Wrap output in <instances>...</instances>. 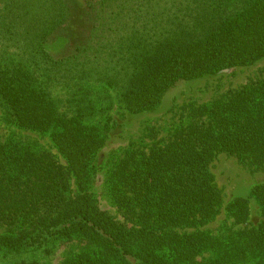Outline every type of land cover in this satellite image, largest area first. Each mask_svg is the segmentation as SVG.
Segmentation results:
<instances>
[{
	"label": "trees",
	"instance_id": "trees-1",
	"mask_svg": "<svg viewBox=\"0 0 264 264\" xmlns=\"http://www.w3.org/2000/svg\"><path fill=\"white\" fill-rule=\"evenodd\" d=\"M262 58L264 0H0L3 120L49 133L66 162L0 141V258L78 240L84 247L59 264H264V182L226 205L242 224L255 200L256 225L200 229L223 202L210 170L219 153L264 171V68L184 105L166 139L113 159L106 193L122 220L91 191L95 155L122 125L107 114L115 102L152 112L181 80Z\"/></svg>",
	"mask_w": 264,
	"mask_h": 264
},
{
	"label": "rangeland",
	"instance_id": "rangeland-1",
	"mask_svg": "<svg viewBox=\"0 0 264 264\" xmlns=\"http://www.w3.org/2000/svg\"><path fill=\"white\" fill-rule=\"evenodd\" d=\"M263 68L264 58L249 66L233 67L206 77L181 80L164 94L160 106L152 112L129 114L115 102L107 114L111 121L122 125L118 130H109L104 144L97 151L92 163L91 191L99 206L110 212L117 220H122L106 193L107 174L113 159L121 156L124 150L129 147L134 146L147 150L152 142L166 139L174 126L179 124L185 115L184 105L190 102L206 103L228 90L258 78L261 76ZM9 138L27 143L34 149L47 150L59 162L66 163L53 145L49 133L25 130L8 124L3 120L0 105V141L4 142ZM210 170L215 183L222 190L223 202L215 218L200 229L217 235L228 233L239 227L256 225L260 220V206L255 200H251L249 218L242 224H235L234 220L228 216L226 205L235 196L248 194L252 185L264 182V171L255 170L252 166L242 164L235 157L225 153H219L214 158L210 164ZM6 229L5 226H0V233ZM83 247L82 241L70 240L60 243L50 254L33 251L22 255L8 256L6 260L0 258V264H12V261H19L22 258L33 260L36 264H59L66 256L79 252ZM207 256L208 254H205V257Z\"/></svg>",
	"mask_w": 264,
	"mask_h": 264
}]
</instances>
